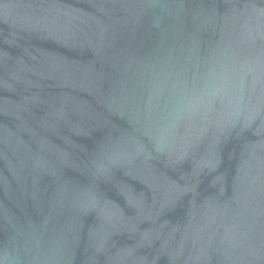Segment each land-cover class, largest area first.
Segmentation results:
<instances>
[{"label":"water","instance_id":"obj_1","mask_svg":"<svg viewBox=\"0 0 264 264\" xmlns=\"http://www.w3.org/2000/svg\"><path fill=\"white\" fill-rule=\"evenodd\" d=\"M0 264H264V0H0Z\"/></svg>","mask_w":264,"mask_h":264}]
</instances>
